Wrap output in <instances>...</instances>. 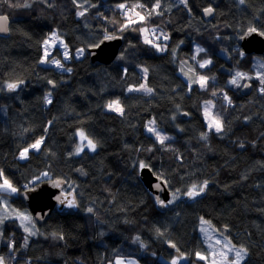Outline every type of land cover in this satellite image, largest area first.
<instances>
[{
	"label": "trees",
	"instance_id": "trees-1",
	"mask_svg": "<svg viewBox=\"0 0 264 264\" xmlns=\"http://www.w3.org/2000/svg\"><path fill=\"white\" fill-rule=\"evenodd\" d=\"M138 2L151 9L154 0L0 2V15L10 18L9 33L0 35V170L18 194L44 172L65 178L81 206L73 213L54 211L26 247L27 233L7 220L0 234L5 264H115L118 255L165 264L161 257L173 256L168 243L194 258L207 249L199 232L203 218L218 230L226 227L232 241L248 249L242 264H264V93L255 91L264 84L251 80L248 94V78L238 81L239 87L230 84L239 70L254 77L258 55L245 53L238 38L249 27L264 31V0H187V5L162 0L163 15L121 31L126 18L118 5ZM206 8L214 10L209 19ZM144 25L169 37L148 36L153 43L165 41L166 50L145 43L139 30ZM53 31L63 37L70 58L64 61L58 49L54 54L71 72L41 63L44 41ZM105 35L121 36L124 44L114 62L93 66L87 49ZM197 44L203 51L195 56ZM205 60L211 64L200 68ZM181 68L193 69L189 76L208 77L207 89L193 83L189 91ZM19 81L24 87L7 94V85ZM143 83L152 94L128 91ZM116 100L123 115L106 109ZM206 101L223 119L224 132L208 130ZM150 120L170 135L164 145L147 132ZM80 129L96 143L95 151L74 154ZM41 137L40 150L21 159V151ZM141 162L177 193L174 208H159L139 175ZM205 180L203 195L183 198L192 184ZM11 203L25 207L19 195Z\"/></svg>",
	"mask_w": 264,
	"mask_h": 264
},
{
	"label": "snow or ice",
	"instance_id": "snow-or-ice-1",
	"mask_svg": "<svg viewBox=\"0 0 264 264\" xmlns=\"http://www.w3.org/2000/svg\"><path fill=\"white\" fill-rule=\"evenodd\" d=\"M0 2H7V0H0ZM73 2L75 3L76 0H73ZM181 3H184L185 5H187V0H180ZM239 3L240 4H244L245 3V0H239ZM161 5H162V0H154L153 2V5L151 7V9H149L147 7L146 4H143V3H134L131 5V7H129L127 4L125 3H122V4H119L118 7L122 10H124V15H125V18H126V22L124 24L121 25V31L125 30V29H128L130 28L132 25L134 24H143L148 18L152 17L153 15H163V11H161ZM9 6H12L11 3L9 4ZM19 6V5H18ZM23 7H30L31 5L29 4H24L22 5ZM82 7V5H80ZM137 9H142L144 14H141V11H137ZM213 12V9L212 8H206L205 9V13L206 14H211ZM129 13H131V15H129ZM85 13L82 11V12H79L78 15L80 16H83ZM135 17V18H134ZM7 20H8V17L7 16H3V17H0V32H8L9 29L7 27ZM135 30V29H133ZM142 33L145 34V43H148V44H151L153 47H155L157 49V51H164L167 49V45H163V47H161V45L159 43H153V40L151 39H148V34L151 33V35L155 36V39L157 41L161 40V38L163 40H167L169 37L167 35H165L163 32L160 33L159 36L156 35V32H157V29L156 28H152V29H149L147 27H141L139 29ZM258 31V29L256 27H249L247 29V32L250 34V33H256ZM259 35L261 36H264V31H261L259 32ZM58 39L57 37V34L56 33H53L52 34V38H50V40L52 41V43L54 44L55 40L53 39ZM117 37L113 36V35H105L104 39L105 40H112V39H116ZM49 40H46L44 41V44H45V50H44V56H45V59L42 60L41 62L44 63V62H47V57L49 55V50H48V45H49ZM61 43H63L61 41ZM101 43H103V41H101ZM100 45L99 44H96V45H93V47H99ZM65 47V52H64V59H69V55H68V51H67V46L64 45ZM203 51V49H197V52H201ZM84 52V49H78L77 50V56H80L82 55ZM51 63L55 64L58 68H63L64 65L61 63L60 60H52L50 61ZM208 64H211V61L210 60H205L203 63H199V67L200 68H204L206 67ZM68 72H71V68H68L67 69ZM147 69H144V72L145 74L147 73ZM181 71L184 72V69L181 68ZM189 72H193L194 73V70L193 69H189ZM184 75L185 76H189V73L188 72H184ZM244 74L243 73H239L237 72L235 74V77L230 81V84H233V85H236L237 87H239V83H238V80L239 78L243 77ZM213 79H215L213 77ZM23 81H19L18 83H9L7 85V88L9 90H15L19 84H22ZM50 84H52L53 82L52 81H49ZM198 84L200 88L202 89H207V84H208V77L204 76V75H195L194 76H189V91H191V84ZM261 83L264 84V78L261 79ZM245 87H247V85H245ZM144 91L146 94H152L153 92V89L148 87L146 84H141L139 88H136V89H132V88H129L128 91ZM260 91L262 93H264V87H262L260 89ZM212 95L213 96H216L218 95V93L216 92H212ZM223 98L225 101H227L228 104H231V100L230 98L227 96V94H223ZM45 101L46 103H51V99L50 97H45ZM107 107L113 111H116L117 113L123 115L124 114V109L123 107L120 105V102L119 100H116V101H112L110 102ZM210 107H214V105L212 104V101H206L205 102V112H204V115L206 117H208V130L209 131H215L217 134H220L222 132H224V122H223V119L219 117V115H212L208 109ZM187 115V114H186ZM155 124V121H150L149 122V126H148V131L153 133L157 139V141L161 144V145H164L165 141L171 139L170 137L166 136V135H162L155 127H153L152 125ZM79 137H80V144L77 145V148H76V152L75 154H79L80 152H82L84 150L85 147H87L88 149H90L91 151H95L96 150V143L90 139L83 131H80L78 133ZM201 138L204 139V140H207L208 138V135L207 133H202L201 134ZM43 140L44 138L41 137L40 139H37L33 144H31L29 147L27 148H24L23 151H21L20 153V158L21 159H27L28 157V153L30 150H34V151H39L40 150V147L43 143ZM86 141V143H85ZM241 147H243V144L240 145ZM139 167L141 169L143 168H146V167H150L149 165H146L144 164L143 162H141L139 164ZM42 176L44 177H47L48 176V173L47 172H44L42 173ZM0 179H2V182H0V193H16L18 191L17 188H15L11 182L7 179V178H4V175H3V170H0ZM159 179V177H158ZM164 184H167V181H163ZM208 181L205 180L202 182V184H192L190 189L186 191V195L189 197V198H195L196 196H199L201 195L203 192H205V190L207 189L208 187ZM53 186L54 187H60L61 186V183L58 182V181H53ZM154 187L156 189H159L161 191H163V189L161 188V185L159 183H157L156 185H154ZM177 192H179V189H177ZM172 197H173V200H170L168 203H172L176 198H177V193L174 192L172 194ZM57 200H59L61 203H64V200H62L59 196L56 197ZM157 200L159 202V204H161L162 206H167L165 204V202L163 200H160L159 197H157ZM0 204H3V208H4V212H5V215L3 216H0V224L3 223L4 219H7V204L3 201V198L0 197ZM67 206L69 208L71 207H75V203L74 201L70 200L68 201L67 203ZM15 211V210H13ZM93 209L92 208H89L88 209V212H92ZM15 215H16V218H18L20 220V224L21 226H23L24 228V231L26 233H29V235H36L37 233L35 231H33L32 227L28 226V225H31L32 223V217L30 215H26L22 212H18V211H15ZM27 222V223H26ZM203 223L207 224L208 222L207 221H202ZM201 231L203 232H207V229L206 228H202ZM54 236L56 235L55 233L53 234ZM60 239H63V236L61 235L59 237ZM139 239V238H137ZM217 243H220V241L218 240ZM28 244V238L25 237L24 238V246L26 247ZM9 247L10 248H14V243H10L9 244ZM172 248H176V245L175 244H172L171 245ZM224 248L227 249V251H221L219 253V260L215 259L217 253L215 251H212L210 253V255L213 257V259H211L210 261V264H242V261L245 259V257L247 256L248 254V249L243 247V246H240V247H236L235 245H231L230 246V242L226 243L224 245ZM177 252H179V249H176ZM229 254H232V258L230 259L229 257ZM196 257L200 260H204V261H209V256L208 255H201L199 252L195 253ZM187 259V257H185L182 253L173 258L171 260V264H180V261L181 260H185ZM0 264H5V258L3 256H0ZM115 264H136L135 261H125L124 259H117L115 261Z\"/></svg>",
	"mask_w": 264,
	"mask_h": 264
},
{
	"label": "water",
	"instance_id": "water-1",
	"mask_svg": "<svg viewBox=\"0 0 264 264\" xmlns=\"http://www.w3.org/2000/svg\"><path fill=\"white\" fill-rule=\"evenodd\" d=\"M206 18L209 19L213 12L209 15L205 13V9L203 10ZM7 16L5 14L0 15V17ZM8 17V16H7ZM10 18L7 20V27L9 29ZM260 30L256 33H248L247 30L238 38V44L242 48V50L247 54H258L264 56V36L259 35ZM8 32H0V35H7ZM116 39L105 40L102 39L98 43L99 47H89L87 49L88 55L90 57V61L93 66H98L101 64H110L115 61L118 57L122 46L124 44V39L121 36H115ZM53 82V81H52ZM18 83V82H17ZM55 83L50 84L51 89L55 88ZM24 87V83L19 84V86L15 90H9L6 88L7 94H13L19 92ZM140 177L144 182L145 186L152 192V194L156 197H159L160 200H163L167 206H162L159 204L158 206L162 210L172 209L174 208V203H168L172 199V191L170 186L164 184V178L155 174L151 167H146L143 169H139ZM159 177V179H158ZM53 181H58L61 183V186L54 187ZM159 183L163 191L156 189L154 185ZM69 182L65 178H48L43 179L36 182L32 187L24 189L20 191L19 197L22 200L25 207H27L33 214V220L37 225H42L50 218L54 211L58 213H73L80 211V202L77 197V194L74 190H69ZM203 192L201 195H203ZM199 195V196H201ZM59 196L64 203H61L56 197ZM196 196L195 198L199 197ZM195 198H189L185 195L184 199L186 201H191ZM74 201L75 207L69 208L67 206L68 201ZM222 231L227 233L228 229L226 227L222 228ZM173 243L167 244L168 251L180 255L181 251H176V248H172L171 245Z\"/></svg>",
	"mask_w": 264,
	"mask_h": 264
},
{
	"label": "rangeland",
	"instance_id": "rangeland-1",
	"mask_svg": "<svg viewBox=\"0 0 264 264\" xmlns=\"http://www.w3.org/2000/svg\"><path fill=\"white\" fill-rule=\"evenodd\" d=\"M142 27H147V28H149L147 25H144V26H142ZM53 33H56L57 34V37H58V39H55V38H53L54 40H55V42H54V44L52 43V41L50 40V38H52V34ZM141 36H142V39L145 41V34L144 33H142L141 32ZM46 40H49L50 42H49V45L47 46L48 47V50H49V55H48V57H47V62H44V63H42L43 65H45V66H52V67H55L56 69H58V70H60V71H67V68L64 66L63 68H58L55 64H53V63H51L50 61H52V60H59V58L58 57H56L55 56V50L56 49H58L59 50V52H60V54H61V58H63V60L64 61H67V60H69V59H64V52H65V47H64V45H66L65 44V41H64V39H63V37L57 32V31H53L48 37H47V39ZM61 41L63 42V43H61ZM160 45H161V47H163V45H167V43L164 41V42H161V43H159ZM195 46H197L196 47V49H195V56L199 53V52H197V49L199 48V49H203V47L202 46H200V45H195ZM82 49V48H81ZM156 49V48H155ZM44 50H45V44H43V58H42V60H44L45 59V56H44ZM157 50V49H156ZM67 51H68V55H69V50H68V47H67ZM158 52H162V51H158ZM252 55H254V54H252ZM256 55H258V54H256ZM259 56V57H258ZM258 56H254L253 57V64H254V68H255V73H254V75H255V78H257L258 80H260L261 81V79L262 78H264V59L262 58V57H264L263 55H258ZM61 61V60H60ZM61 63H62V61H61ZM63 64V63H62ZM64 65V64H63ZM190 69V68H189ZM189 69H188V73L190 74V75H192L193 74V72H189ZM237 72H239V73H243L244 74V76L243 77H241V78H239V80L238 81H240V80H243V79H245V78H248L249 76H250V74H248V73H246V72H243L242 70H239V71H237ZM236 72V73H237ZM235 73V74H236ZM186 77H189V76H186ZM235 77V75L233 76V78ZM233 78H231V80L233 79ZM230 80V81H231ZM143 84H145V83H143ZM233 85V84H232ZM233 86H236V85H233ZM140 86H132L131 88L132 89H136V88H139ZM262 88V87H261ZM260 88V89H261ZM140 92H144V91H140ZM45 97H50V99H52V94L50 93V92H47L46 93V95H45ZM46 104H49V103H46ZM213 104V103H212ZM106 109H108V110H111V109H109L107 106H106ZM204 111H205V103H204ZM208 111L212 114V111H213V107H210L209 109H208ZM213 115V114H212ZM205 118H206V120H207V122H208V117H206L205 116ZM150 121H152V120H150ZM150 121H148V123H147V129H148V126H149V122ZM153 127H155L162 135H166V136H170L168 133H166L162 128H160V127H158L157 125H156V123L154 124V125H152ZM146 129V130H147ZM80 131H83L85 134H86V132L84 131V130H82V129H80V130H77V132H76V144H75V148H74V154H75V152H76V148H77V145L78 144H80V137H79V135H78V133L80 132ZM147 132L148 133H150V134H152V135H154L153 133H151V132H149L148 130H147ZM87 135V134H86ZM88 136V135H87ZM155 136V135H154ZM89 137V136H88ZM90 138V137H89ZM91 139V138H90ZM85 143H86V141H85ZM85 150H90V149H88L87 147H85L84 148V150L82 151V152H84ZM91 151V150H90ZM82 152H80L78 155H80ZM75 155H77V154H75ZM140 168V167H139ZM139 175H140V172H139ZM161 177V176H160ZM48 178H50L49 177V175L47 176V177H44V176H40V177H38L37 179H35V183L36 182H38V181H40V180H43V179H48ZM163 178V177H162ZM34 183V184H35ZM168 183V182H167ZM33 184V185H34ZM33 185H31V184H29V185H25V187H28V188H30V187H32ZM168 185H169V183H168ZM20 193V192H19ZM14 195H19L18 194V191L16 192V193H0V197H2L3 198V201L7 204V213H6V215H7V219H4V221H3V223L2 224H0V234H2V232H3V226H4V223L7 221V220H10V221H16L20 226H21V224H20V220L18 219V218H16V215H15V211H18V212H22V213H24V214H26V215H30L31 217H32V223H31V225H28V226H30V227H32V229H33V231H35L36 233L38 232V225H36V223L34 222V220H33V214H32V212L28 209V208H25V207H23V208H19V207H16V206H14L12 203H11V199L13 198V196ZM186 195V194H185ZM185 195L183 196V198L185 197ZM172 200V199H171ZM173 202H176V200H174ZM13 210H15V211H13ZM167 210H169V209H167ZM3 215H5V212H4V208H3V204H0V216H3ZM202 221H207L208 223L207 224H205V223H203ZM27 223V222H26ZM22 227V229L24 230V228H23V226H21ZM202 228H206L207 229V232L205 233V232H203V231H201V229ZM199 232H200V234H201V236H202V238H203V241L205 242V244H206V246H207V249H206V251L205 252H199L201 255H208L209 256V261H204V260H200V259H198L197 257H196V255H195V257L193 258L190 254H188V253H183V255L185 256V257H187V259H185V260H181L180 261V264H210V261H211V259H213V257L210 255V253L212 252V251H215L216 253H217V255H216V257H215V259H217V260H219V253L221 252V251H227V249H225L224 248V245L226 244V243H228V242H230V246L231 245H235L236 247H240V245H238V244H236V243H234L233 241H232V239H231V237L229 236V235H227L228 234V232L227 233H225V232H223L222 230H218L217 228H215L212 224H211V222L210 221H208L207 219H201V222H200V225H199ZM37 235V234H36ZM29 236H31V235H29V233H27V238L29 239ZM220 241V243H217V241ZM177 256H179V255H176V254H174L173 253V256H172V258H169V259H167V258H165V257H161V259L163 260V262L165 263V264H171V260L173 259V258H175V257H177ZM229 257H230V259L232 258V254H229ZM247 257V256H246ZM245 257V258H246ZM124 259L126 262L127 261H135L136 262V264H139V261H138V259L135 257V256H128V257H125V256H122V255H118L117 257H116V259H115V261L117 260V259ZM195 259V260H194ZM245 260V259H244ZM243 260V261H244ZM242 261V262H243Z\"/></svg>",
	"mask_w": 264,
	"mask_h": 264
},
{
	"label": "bare ground",
	"instance_id": "bare-ground-1",
	"mask_svg": "<svg viewBox=\"0 0 264 264\" xmlns=\"http://www.w3.org/2000/svg\"><path fill=\"white\" fill-rule=\"evenodd\" d=\"M252 75H254V74H252ZM253 79H254V80L257 79V78H255V75H254L253 78H252V77H248V79L245 81V84H244V93L248 94L249 92H251V91H250L251 88L253 89V84H252L253 81H251V80H253ZM245 85H247V87H245ZM255 91L258 92V93H261L259 85H257Z\"/></svg>",
	"mask_w": 264,
	"mask_h": 264
},
{
	"label": "built area",
	"instance_id": "built-area-1",
	"mask_svg": "<svg viewBox=\"0 0 264 264\" xmlns=\"http://www.w3.org/2000/svg\"><path fill=\"white\" fill-rule=\"evenodd\" d=\"M156 35H157V36L160 35V32H159L158 30H157V32H156ZM148 36H149V38H151V39H153V40H156V39H155V36L151 35V33H149Z\"/></svg>",
	"mask_w": 264,
	"mask_h": 264
},
{
	"label": "clouds",
	"instance_id": "clouds-1",
	"mask_svg": "<svg viewBox=\"0 0 264 264\" xmlns=\"http://www.w3.org/2000/svg\"><path fill=\"white\" fill-rule=\"evenodd\" d=\"M116 60V59H115ZM27 208V207H26Z\"/></svg>",
	"mask_w": 264,
	"mask_h": 264
},
{
	"label": "crops",
	"instance_id": "crops-1",
	"mask_svg": "<svg viewBox=\"0 0 264 264\" xmlns=\"http://www.w3.org/2000/svg\"><path fill=\"white\" fill-rule=\"evenodd\" d=\"M76 54H77V52H76Z\"/></svg>",
	"mask_w": 264,
	"mask_h": 264
}]
</instances>
